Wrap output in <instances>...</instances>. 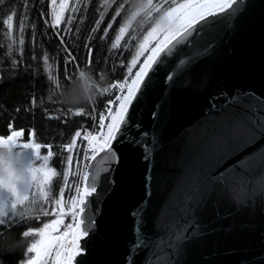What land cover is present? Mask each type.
<instances>
[{
  "label": "water",
  "instance_id": "water-1",
  "mask_svg": "<svg viewBox=\"0 0 264 264\" xmlns=\"http://www.w3.org/2000/svg\"><path fill=\"white\" fill-rule=\"evenodd\" d=\"M235 7L150 72L128 131L156 138L152 158L114 143L119 163L100 165L113 170L89 198L96 225L74 264H264V138L241 121L264 98V0ZM137 226L145 247L130 253Z\"/></svg>",
  "mask_w": 264,
  "mask_h": 264
},
{
  "label": "snow or ice",
  "instance_id": "snow-or-ice-1",
  "mask_svg": "<svg viewBox=\"0 0 264 264\" xmlns=\"http://www.w3.org/2000/svg\"><path fill=\"white\" fill-rule=\"evenodd\" d=\"M27 4V0H25ZM80 3V0H77ZM119 3V8L115 10L112 21L103 28V35L100 39H106L109 30L113 28L116 19L122 16L123 11L127 7H132L128 19L119 26L118 32L115 35V40L111 43V49L115 50L119 47L128 48L131 45L125 43L121 45V41L125 38L126 33L135 43V54L127 64L123 67L127 69V75L123 82H114L108 84L103 89L102 95L113 94V90L118 89L119 94L115 95V99L109 98L104 111L98 115H90L92 121H98L92 126L91 130H85L83 135L80 130H76L71 137L70 142L59 145V149L63 153H67L65 159L67 169L61 165V171L58 172L56 167L49 166V162L57 155L52 148L53 145L35 142V132H31V140H21L26 137L23 129L12 130L10 134L0 135V148H7L8 155L5 159L0 154V226L11 223L19 215L21 217H29V208L27 204L32 201L37 194L40 196V201L45 205L43 209L44 217H54L43 223L41 228L29 229L23 232L24 237L30 234H35L39 239L28 247L29 253H35L27 264H74L77 257L83 256L87 247L84 241L94 231L96 220L93 216L86 215L91 212L89 198L97 194V180L100 172H111L112 168H101L100 165H116L119 163L118 152L114 148L116 142H127L132 145L141 147L143 150V159L151 160L153 149L156 143V138L150 136L148 132L141 131L139 136H133L128 129L133 127L130 124V107L133 102L138 99V94H142L144 89L150 83V72L154 70V66L163 64L164 61L171 57L177 47L190 42V38L198 35L201 30L207 25L216 22L221 16H231L238 10L235 6L240 5L242 0H140V3L133 4L132 0H104L103 8L109 9L113 4ZM52 8V27L57 28L62 22L71 24L73 17L69 16L65 19L64 13L69 9V0H51ZM78 8H73V11H78ZM141 13L144 14L148 21L147 31L138 36H132V22ZM17 15L13 12L7 17L3 23L12 28L14 17ZM106 12L101 11L99 19L95 21V26L91 29L92 33L101 30V25L104 23ZM29 19L25 15L20 21L19 28L23 32L26 28V21ZM47 23V21H45ZM70 32L71 29H68ZM142 36V38H140ZM2 37V34H0ZM63 43L64 37H60ZM24 40H20V44H24ZM87 46V45H86ZM91 52V49H89ZM68 56L66 64L74 63L75 57L65 48ZM143 57V62L139 64V68L133 74V69L137 67L138 60ZM49 57L47 54L43 57V63L51 69L48 64ZM88 66H91L92 61L88 60ZM184 61H181L183 64ZM175 71L168 74L167 81H172L175 77ZM147 78V79H146ZM67 83L61 85L57 82V92L63 95V88L72 82L73 77L68 75L65 77ZM104 76L99 75V81H104ZM51 99V97L49 98ZM236 98H234L235 100ZM253 103L250 107L251 116L243 115L241 121L246 120L251 124L255 132L259 133V138H264V98L253 96ZM35 103V100L32 101ZM115 105V107H112ZM248 107V105H245ZM68 112L73 116L89 115L87 109L80 107L76 109L69 108ZM157 115V113H153ZM52 119H58L57 116H51ZM139 130L140 126H134ZM80 143L86 142V147L82 148L83 170H80V165L77 163V171H71L74 164V149L77 150V161H79L78 140ZM47 149V154H41V148ZM26 163L30 173V178L24 187L19 184L11 183L13 175L11 166L15 163ZM95 162V163H90ZM3 172L8 174L9 179L5 180ZM76 178V183L72 185L75 189L74 195H69L65 201V188L59 189V198H55L51 192L50 185L53 183V178L62 175L65 185L69 183V176ZM209 179H213L209 177ZM215 181L221 185H225V174L221 173L214 177ZM240 184L239 191L244 192L243 185L246 181H238ZM81 185H83L81 187ZM233 191H235L233 189ZM71 192V188L69 189ZM48 202L52 203V207H47ZM18 208H23V211L18 213ZM143 206L137 207L131 215L137 222L141 221ZM183 211H189L188 208ZM11 216L13 221L6 218ZM66 218L70 222L65 223ZM63 229V231H61ZM134 242L130 248L132 251H139L145 247V240L139 226L134 228ZM179 239V237H177Z\"/></svg>",
  "mask_w": 264,
  "mask_h": 264
},
{
  "label": "trees",
  "instance_id": "trees-1",
  "mask_svg": "<svg viewBox=\"0 0 264 264\" xmlns=\"http://www.w3.org/2000/svg\"><path fill=\"white\" fill-rule=\"evenodd\" d=\"M126 2V0H122ZM158 0H154V3ZM104 0H69V9L64 13L65 19L73 17V22L69 25L62 22L57 28L52 27V8L51 0H0V135L10 134L12 130L23 129L26 137L21 140H31V132H35V142L41 145H53L52 150L57 155L49 162V166L56 167L61 171V165L67 169L66 155L59 145L70 142L76 130L82 134L88 129L92 120L94 109H101L107 104L109 98L115 99V90L111 96L105 94L99 96L94 102L81 105L69 106L61 99V94L57 92V82L61 85L67 83L65 77L71 75L73 80L63 88V94L71 89L77 88L81 92L89 87V81L82 78L78 71L81 68L91 70L99 81V75L104 76L108 84L123 82L127 75V69L123 64L130 62L135 54V43L126 33L121 45L126 42L131 46L128 48L119 47L111 49V43L115 40L119 26L128 19L132 7H127L122 16L116 19L112 29L106 39H100L103 35V28L112 21L115 10L119 8V3H115L109 9L103 8ZM133 4H139L140 0H132ZM78 11H73V8ZM101 11L106 12L104 23L101 30L92 33L91 29L95 26V21L99 19ZM16 12L12 28L3 23L9 15ZM25 15L29 17L26 21V28L23 32L19 28V23ZM47 21V23H45ZM148 21L143 13L138 15L132 22V36H138L147 31ZM68 29H71L69 32ZM63 36V43L60 37ZM142 38V36H140ZM23 39L24 44H20ZM87 45V46H86ZM65 48L75 57L74 63L66 64L68 56ZM91 49V52L89 51ZM49 57V69L43 63V57ZM91 60V66H88ZM143 61L141 57L137 62V67ZM103 82V81H102ZM51 97V99H49ZM35 100L33 104L32 101ZM83 107L87 109L89 115L73 116L68 110ZM57 116L58 119H52ZM79 161H77V150L74 149V164L71 171H77V163L82 170L83 165V144L81 138H77ZM41 154L46 155L47 149L41 148ZM76 183V178L69 176V183L65 185L62 175L53 178L50 185L51 192L55 198H59V189L65 188V201L68 196L75 194L72 187ZM71 188V192L69 189ZM39 211L32 212L29 209V217L17 216L6 218L11 223L0 226V264H27V261L35 255L29 253L28 247L31 246L39 237L30 234L23 236V232L29 229L41 228L43 223L54 217H44L43 209L45 205L39 202ZM48 202L47 207H52ZM19 210V211H18ZM18 213L23 211L18 208ZM70 222L66 218L65 223ZM63 231V229H61Z\"/></svg>",
  "mask_w": 264,
  "mask_h": 264
},
{
  "label": "clouds",
  "instance_id": "clouds-1",
  "mask_svg": "<svg viewBox=\"0 0 264 264\" xmlns=\"http://www.w3.org/2000/svg\"><path fill=\"white\" fill-rule=\"evenodd\" d=\"M78 74L82 78H85L87 81H89V87L84 89L82 92L77 88H73L68 93L63 94L61 99L65 104L69 106L94 102L99 96L102 95L103 89L108 86L106 80H104L103 82L98 81L91 70L81 68L78 71ZM0 154H2L3 157L6 159L8 155V149L0 148ZM2 167L3 166L0 165V170H2ZM11 168L13 175L11 177L10 182L14 184H19L21 187H24L30 178L28 165L26 163L18 162L13 164ZM2 174L4 175L5 180L9 179L8 174L6 172H3ZM39 202L40 196L39 194H37V196L27 204V207L32 212H37L39 211Z\"/></svg>",
  "mask_w": 264,
  "mask_h": 264
},
{
  "label": "built area",
  "instance_id": "built-area-1",
  "mask_svg": "<svg viewBox=\"0 0 264 264\" xmlns=\"http://www.w3.org/2000/svg\"><path fill=\"white\" fill-rule=\"evenodd\" d=\"M143 62V61H142ZM141 62V63H142ZM139 68V67H138ZM138 68L135 70V71H137L138 70ZM135 71L133 72V74L135 73ZM115 93H116V95L117 94H119V90L118 89H116L115 90ZM112 107H115V105H112ZM104 109L105 108H101V109H94V111H93V113H92V115L93 114H96V115H98L99 114V112H101V111H104ZM98 121H92V124H91V126L88 128V129H86V130H91L92 129V126L95 124V123H97ZM83 135V134H82ZM83 147H86V142H84L83 143ZM83 158V157H82ZM83 163H84V160H83Z\"/></svg>",
  "mask_w": 264,
  "mask_h": 264
},
{
  "label": "rangeland",
  "instance_id": "rangeland-1",
  "mask_svg": "<svg viewBox=\"0 0 264 264\" xmlns=\"http://www.w3.org/2000/svg\"><path fill=\"white\" fill-rule=\"evenodd\" d=\"M19 209H22V208H19ZM19 211V210H18ZM20 212H21V210H20Z\"/></svg>",
  "mask_w": 264,
  "mask_h": 264
},
{
  "label": "bare ground",
  "instance_id": "bare-ground-1",
  "mask_svg": "<svg viewBox=\"0 0 264 264\" xmlns=\"http://www.w3.org/2000/svg\"><path fill=\"white\" fill-rule=\"evenodd\" d=\"M103 108H105V106ZM82 170H83V168H82Z\"/></svg>",
  "mask_w": 264,
  "mask_h": 264
}]
</instances>
